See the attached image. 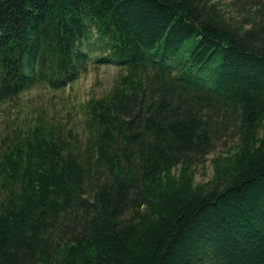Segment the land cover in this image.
Segmentation results:
<instances>
[{
  "label": "trees",
  "instance_id": "trees-1",
  "mask_svg": "<svg viewBox=\"0 0 264 264\" xmlns=\"http://www.w3.org/2000/svg\"><path fill=\"white\" fill-rule=\"evenodd\" d=\"M232 6L0 0V105L66 89L95 34L120 66L79 124L0 129V264H264V0Z\"/></svg>",
  "mask_w": 264,
  "mask_h": 264
},
{
  "label": "rangeland",
  "instance_id": "rangeland-1",
  "mask_svg": "<svg viewBox=\"0 0 264 264\" xmlns=\"http://www.w3.org/2000/svg\"><path fill=\"white\" fill-rule=\"evenodd\" d=\"M227 5L226 12L241 15L238 9L231 7L235 0H218ZM233 2V3H232ZM94 41L85 43L83 46L91 51V60L88 69L66 89L53 90L44 86H37L22 94L21 98L13 104L0 105V129L12 121L19 120L27 114L38 111H46L49 116L57 119L70 120L79 124L81 121V105L90 96L101 95L107 90L117 77L120 66L113 62H101L97 59L104 53L101 41L97 42L95 34ZM104 43V42H102ZM27 113V114H26ZM211 154L208 158H211ZM198 181L208 179L212 174L210 161L205 165L201 163L196 168Z\"/></svg>",
  "mask_w": 264,
  "mask_h": 264
}]
</instances>
